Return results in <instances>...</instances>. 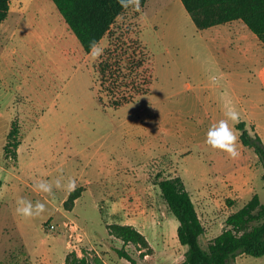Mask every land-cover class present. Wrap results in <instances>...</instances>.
<instances>
[{
  "label": "rangeland",
  "instance_id": "rangeland-1",
  "mask_svg": "<svg viewBox=\"0 0 264 264\" xmlns=\"http://www.w3.org/2000/svg\"><path fill=\"white\" fill-rule=\"evenodd\" d=\"M139 8L117 17L94 58L51 0H10L0 24V264H64L71 252L114 264L98 244L122 248L111 226L137 215L150 217V243L125 246L132 258L178 263V221L157 185L165 178H181L190 193L204 248L254 194L264 204V163L237 130L243 122L264 145L263 44L241 20L198 30L180 0H146ZM107 50L118 82H101ZM141 53L144 73L135 67ZM110 89L133 100L110 107ZM232 107L239 113L238 123L229 121L238 136L235 159L205 143ZM13 120L21 139L16 161L3 154ZM21 199L39 201L44 211L18 215ZM235 264H264V256L241 255Z\"/></svg>",
  "mask_w": 264,
  "mask_h": 264
},
{
  "label": "trees",
  "instance_id": "trees-1",
  "mask_svg": "<svg viewBox=\"0 0 264 264\" xmlns=\"http://www.w3.org/2000/svg\"><path fill=\"white\" fill-rule=\"evenodd\" d=\"M57 11L76 37L85 53L91 52L93 43L96 46L105 35L111 33L117 17L122 14L118 0H51ZM185 11L198 30L222 25L234 20H241L245 26L258 38L264 46V0H180ZM146 0H139L143 6ZM10 11V0H0V24L7 18ZM111 46H115L112 40ZM133 50L132 55L136 53ZM98 73L101 82H118L111 72L110 51L103 55ZM144 53L139 54L135 63L136 70L144 73ZM137 72V71H135ZM134 71H130L132 76ZM137 74V73H136ZM126 77V76H125ZM140 91V92H138ZM141 94L137 89L136 94ZM110 107H119L133 100L132 95H119L110 89ZM240 131L239 141L245 147L253 149L255 154L264 163V145L258 135L250 136L244 128V123L237 125ZM21 143L18 123L13 120L6 135L3 146L5 159H17V150ZM264 176V175H263ZM2 181L0 180V187ZM162 198L172 215L177 219V240L186 247L183 257L177 264H235L239 255H248L254 258L264 256V204L257 194L238 211L229 215L225 221L226 228L215 238L210 240L206 247H202L199 238L204 234V227L197 214L190 193L186 190L181 178H165L157 183ZM75 193L69 197L76 198ZM111 233L123 242L122 248H116L119 258L130 264H137L130 253L125 249L128 244L148 246L145 236L132 225H112ZM95 264H105L101 259L94 260ZM64 264H91L84 256L79 257L71 252Z\"/></svg>",
  "mask_w": 264,
  "mask_h": 264
},
{
  "label": "clouds",
  "instance_id": "clouds-1",
  "mask_svg": "<svg viewBox=\"0 0 264 264\" xmlns=\"http://www.w3.org/2000/svg\"><path fill=\"white\" fill-rule=\"evenodd\" d=\"M118 3L122 8H132L134 11H139V0H118ZM94 53V58L102 54V50H98L95 43L91 45ZM226 119L220 120L218 123L212 125L207 133L205 143L213 150H217L227 154L231 159L238 157L239 153L237 151L238 136L233 127L229 125V121L232 124L239 122V113L234 107L228 108L225 112ZM46 182H41L38 187L44 192L51 194V185L45 187ZM56 187H60L59 181L56 182ZM67 188L69 190H74L75 182L69 180ZM17 214L24 218H30L35 213H40L44 211V205L39 201L33 205L31 201L21 199L18 202V207L16 209Z\"/></svg>",
  "mask_w": 264,
  "mask_h": 264
},
{
  "label": "crops",
  "instance_id": "crops-1",
  "mask_svg": "<svg viewBox=\"0 0 264 264\" xmlns=\"http://www.w3.org/2000/svg\"><path fill=\"white\" fill-rule=\"evenodd\" d=\"M10 12H11V9H10ZM9 12V13H10ZM219 26V25H218ZM214 27V26H213ZM211 28V27H210ZM207 29H209V28H207ZM97 205V207H98V204H96ZM136 219L135 220H133L131 223H130V225H133L140 233H142L143 235H145V232H146V227L148 226L147 224H149V223H151V220H150V217H145V216H143V215H137L136 217H135ZM145 220V221H144ZM143 224H145V226H143ZM150 226H151V224H150ZM146 237V236H145ZM148 240V239H147ZM149 242V241H148ZM150 243V242H149ZM102 246V252L104 253V254H106V256L107 255H109L110 257L112 256V253L114 254V256L115 257H113V258H115V259H113V262H114V264H130L127 260H125V259H122V258H119L118 256H117V254H116V252L115 251H113L112 252V249H110V248H106L105 247V245L104 244H98V247L99 246ZM116 248H118V247H116ZM181 248V250H182V252L184 253L185 252V249L181 246L180 247ZM239 256H241V255H239ZM105 264H106V262H104ZM138 264V263H137Z\"/></svg>",
  "mask_w": 264,
  "mask_h": 264
},
{
  "label": "built area",
  "instance_id": "built-area-1",
  "mask_svg": "<svg viewBox=\"0 0 264 264\" xmlns=\"http://www.w3.org/2000/svg\"><path fill=\"white\" fill-rule=\"evenodd\" d=\"M49 228H50V229H54V226H53V225H49Z\"/></svg>",
  "mask_w": 264,
  "mask_h": 264
},
{
  "label": "water",
  "instance_id": "water-1",
  "mask_svg": "<svg viewBox=\"0 0 264 264\" xmlns=\"http://www.w3.org/2000/svg\"><path fill=\"white\" fill-rule=\"evenodd\" d=\"M177 264V263H176Z\"/></svg>",
  "mask_w": 264,
  "mask_h": 264
}]
</instances>
